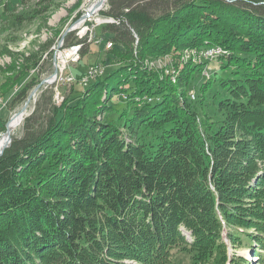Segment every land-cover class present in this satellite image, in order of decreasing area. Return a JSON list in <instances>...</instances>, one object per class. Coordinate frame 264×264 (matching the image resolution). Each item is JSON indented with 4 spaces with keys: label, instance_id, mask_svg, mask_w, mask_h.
Wrapping results in <instances>:
<instances>
[{
    "label": "trees",
    "instance_id": "obj_1",
    "mask_svg": "<svg viewBox=\"0 0 264 264\" xmlns=\"http://www.w3.org/2000/svg\"><path fill=\"white\" fill-rule=\"evenodd\" d=\"M105 3L115 19L102 27L105 63L116 67L59 105L38 102L0 154V264H167L174 249L195 264H264V1ZM76 42L83 56L85 39L65 35ZM200 47L220 48L219 68H231L218 80L220 121L201 119L188 99L201 63L176 66L175 83L176 62L145 64ZM214 74L196 90L201 102ZM32 78L2 95L8 105ZM111 110L120 125L97 118Z\"/></svg>",
    "mask_w": 264,
    "mask_h": 264
},
{
    "label": "rangeland",
    "instance_id": "obj_2",
    "mask_svg": "<svg viewBox=\"0 0 264 264\" xmlns=\"http://www.w3.org/2000/svg\"><path fill=\"white\" fill-rule=\"evenodd\" d=\"M263 1L261 0V2ZM87 3L88 0H0V69L6 70L9 64L12 66L9 71H3V74L0 73V99L6 98L2 96L6 93H8V96L11 94L15 95L14 93L20 87L29 83L33 79L32 77H36L31 83V87L27 88L26 92H24L23 100H15L10 105L6 103L3 108H0V125L3 124L5 128L0 132V136L6 130L5 123L26 102L27 113L25 117L34 111L38 102L41 108L47 105L50 100L52 104L59 105L63 97H74L90 85L91 81H94L93 79L90 80L88 83H91L88 85H80L77 82L66 84L65 81L62 82V78L68 72L73 73L75 76H80L89 67L100 64L105 65L104 73L99 77L102 78L116 67V65L105 63V59L110 56L107 53V49L110 47L107 43L110 42L112 44L107 38L108 34H105L102 30L103 25L110 23L109 19H111L110 16L103 14V11L106 9V3L103 4V7L95 16H87L85 18L83 15ZM67 28H69V31L66 34L71 32L78 38L82 37L81 39L84 38L85 41L87 39L85 43L87 52L83 56L79 55V59L76 62H71V60L66 62V68L55 74V80L41 82L51 76L56 69L58 56L60 52H63L64 47H66L64 43L66 34L64 35L63 33ZM203 48H185L182 51V55L177 59L170 54H165L159 56V58L147 60L145 64L161 72V70H166L165 68L168 63L173 64L176 62L177 64L174 63L173 65V70L169 71L170 80L175 83L178 79L176 75L179 72L176 71V66H178L179 70L181 64L187 62L193 64L201 63L192 75L191 87L195 89V97L191 98L188 96V99L192 101L193 108L198 112L201 119L204 120V117H209L213 121H220L223 118V113L215 105V100L224 97L227 94V89L223 88L218 80L219 78L230 76L231 68H219V61L214 57L207 56L208 53H205L206 51ZM174 58L175 61H173ZM58 68H61V65ZM214 72H216L214 75L217 78V82L212 81L210 90H207V98H203L204 100L201 102L200 99L202 97L199 96V91L196 92V90L206 80L205 76L209 74L211 78ZM20 73L22 76L19 83L14 81V85L11 84L13 86L9 87L10 85L8 86L4 82V75L11 79L15 75L19 76ZM183 87L179 85V89ZM191 87H187V90H191ZM28 97L30 98L28 99ZM121 99L120 96L118 98L113 96L108 100L120 110L121 105H123ZM117 116L118 111L111 110L100 113L97 118L103 121L111 120L120 125L121 120L118 121ZM25 117L16 123L17 125L11 137L20 138L23 136ZM3 121L6 122L3 123ZM184 233L187 237L189 236L188 231L185 230ZM244 253H246L244 256L251 255L249 249L244 251ZM252 259L253 264H255L256 261L254 258ZM167 264L195 263L191 258L190 252L174 249L171 261Z\"/></svg>",
    "mask_w": 264,
    "mask_h": 264
},
{
    "label": "built area",
    "instance_id": "obj_3",
    "mask_svg": "<svg viewBox=\"0 0 264 264\" xmlns=\"http://www.w3.org/2000/svg\"><path fill=\"white\" fill-rule=\"evenodd\" d=\"M105 4V3H104ZM86 18V17H85ZM85 20V19H84ZM83 20V21H84ZM110 22H115V19L111 18L109 19ZM82 38V37H80ZM84 39V38H83ZM87 42V39L86 41ZM84 42H79V43H75V44H71L69 46L64 47L63 52H60L59 54V58H58V63L56 68V73L58 74V71H63V69L66 68V62L70 61L71 62H76L79 59V52H80V48L82 46ZM108 46H111V43H107ZM212 54H214L213 52L207 54V56L212 57ZM62 63V64H61ZM59 65H61V68H58ZM104 73V66L100 65V64H96L94 66L89 67L83 74H81L79 77H76L75 75H73V73L68 72L65 76H63L64 78H62V82L65 81V83L67 84H72L74 82H77L80 85H86V83L90 80H94L96 79V77L101 76ZM9 97L7 98H3L0 99V108H3L7 101H8Z\"/></svg>",
    "mask_w": 264,
    "mask_h": 264
},
{
    "label": "bare ground",
    "instance_id": "obj_4",
    "mask_svg": "<svg viewBox=\"0 0 264 264\" xmlns=\"http://www.w3.org/2000/svg\"><path fill=\"white\" fill-rule=\"evenodd\" d=\"M104 3H105V0H88V3L86 5V7H85V12L84 13H86V14L88 13L87 16H90V17L91 16H95L98 13V11L103 7ZM98 20H99V18H98ZM205 51H206L205 53H208V54L213 52L214 54H212V57L221 53V49L218 48V47H213V48L211 47L209 49H206ZM201 52H203V51H201ZM196 60H197V56H196ZM47 79L49 81H52V80H55V77L51 74V76L47 77ZM26 109H27V102L25 103V105H23L20 109H18L16 112H14L12 114L11 118L7 122L6 130L0 136V150L12 139L11 135H12V132H13L14 128L17 125L16 123H18L20 120L23 119V117H25V115L27 113Z\"/></svg>",
    "mask_w": 264,
    "mask_h": 264
},
{
    "label": "water",
    "instance_id": "obj_5",
    "mask_svg": "<svg viewBox=\"0 0 264 264\" xmlns=\"http://www.w3.org/2000/svg\"><path fill=\"white\" fill-rule=\"evenodd\" d=\"M106 1V0H105ZM87 15H88V13L86 14V13H84V15H83V17H87ZM69 31V28H67L65 31H64V35L67 33ZM56 69L54 70V72L52 73V75L53 76H55V74H56ZM41 82H51V81H49L47 78L46 79H44L43 81H41ZM30 97H28V99H29ZM27 99V100H28ZM9 121V120H8ZM7 121V122H8ZM7 122L5 123V127H6V125H7ZM10 142H11V140L0 150V154L3 152V150L7 147V146H9V144H10Z\"/></svg>",
    "mask_w": 264,
    "mask_h": 264
}]
</instances>
